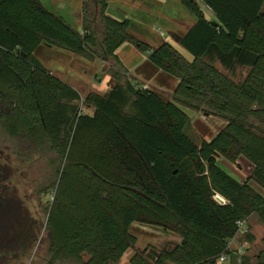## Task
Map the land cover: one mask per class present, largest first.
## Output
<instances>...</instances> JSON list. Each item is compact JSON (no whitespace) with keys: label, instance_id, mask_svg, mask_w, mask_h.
<instances>
[{"label":"trees","instance_id":"1","mask_svg":"<svg viewBox=\"0 0 264 264\" xmlns=\"http://www.w3.org/2000/svg\"><path fill=\"white\" fill-rule=\"evenodd\" d=\"M106 1L84 0L79 33L39 0H0V127L29 139L38 153L53 152L59 176L47 210L46 264H118L136 244L133 224L179 242L135 253L130 264H217L224 253L232 264L227 247L236 224L245 222L241 243L256 240L250 217L263 228L261 248L239 264H264V195L254 187L264 191V0H199L209 20L195 0H179L197 19L179 37L190 63L167 43L151 48L135 40L127 22L105 16ZM124 43L177 80L171 100L128 77L116 56ZM42 45L107 64L114 85L81 96L39 63L34 53ZM238 67L247 72L234 81ZM80 103L93 114L79 111ZM177 105L225 126L196 145ZM239 159L251 168L243 182L217 163Z\"/></svg>","mask_w":264,"mask_h":264},{"label":"rangeland","instance_id":"2","mask_svg":"<svg viewBox=\"0 0 264 264\" xmlns=\"http://www.w3.org/2000/svg\"><path fill=\"white\" fill-rule=\"evenodd\" d=\"M43 7L53 16L62 19L72 29L82 32V23L80 20L82 11V1L84 0H39ZM196 4L201 8L203 15L208 20L211 19L212 13L199 1L195 0ZM264 12V8H263ZM105 16L117 21L128 23V34L135 40L142 42L151 48H157L163 43L169 44L185 61L192 62L193 57L179 43L175 42L171 34L181 37L185 34L188 27L196 22V16L191 13L179 0H107ZM98 37L101 39V30L96 27ZM160 32L162 35H160ZM34 56L39 63L52 74L63 82L74 87L81 96L88 92H95L104 95L114 85V82L107 71L108 65L100 61L90 64L81 58L62 51L57 47L40 46L36 49ZM118 60L123 67L128 71V77L136 79L133 76L142 74L144 78H148L146 69L141 68L142 60L147 59V54L139 52L132 43H124L116 51ZM144 58H143V57ZM110 66V64H109ZM224 74L227 73L220 65H216ZM155 68V67H154ZM247 72V68H236L231 74L234 81L242 80ZM80 81H87L79 82ZM141 83V82H140ZM142 84V83H141ZM147 85V84H146ZM177 85V80L171 77V81L167 82L165 91H160L151 87L150 84L145 86L153 90L165 100H171V95ZM179 109L189 118L190 125L185 130L186 135L196 144L201 141H210L215 135L223 129L225 122L209 115L206 112L195 111L177 105ZM81 112L91 114L90 109L80 103ZM7 144L8 140L3 131L0 130V142ZM15 148L18 143L14 142ZM33 164L39 169L41 164L40 157H33ZM218 165L240 180L247 178L251 172L249 164L244 159H239L234 164H226L224 161H218ZM18 164V163H17ZM19 165V164H18ZM21 179L15 176L11 182H19ZM54 180V184H55ZM53 184V185H54ZM254 186V185H253ZM255 187V186H254ZM257 187H255L256 189ZM46 196L44 205H47ZM221 204V201H216ZM255 219V218H254ZM251 221L250 226L256 240L253 244H247L241 247L242 255L254 257L261 248L260 239L263 236V228L258 223ZM38 250L31 264H46L47 261V244L48 235L46 230V209L38 208ZM128 233L135 237L136 244L133 249L128 250L118 264H130V260L135 253L143 254L150 253L151 249L167 248L171 249L179 242V238L169 232L152 227L149 225L133 224L128 229ZM232 251L239 249L238 244L232 245ZM240 255H235L232 264H239ZM75 264V263H62ZM224 264H227L226 262Z\"/></svg>","mask_w":264,"mask_h":264},{"label":"flooded vegetation","instance_id":"3","mask_svg":"<svg viewBox=\"0 0 264 264\" xmlns=\"http://www.w3.org/2000/svg\"><path fill=\"white\" fill-rule=\"evenodd\" d=\"M90 111L91 114L82 113L91 116L93 110ZM0 130L4 132L1 127ZM4 134L8 142H0V264H31L40 243L38 208L46 209L47 220L59 176L53 152L38 153L29 139L21 141ZM33 157H40L39 169L32 163ZM15 176L22 184L11 182ZM47 235L49 244L48 232Z\"/></svg>","mask_w":264,"mask_h":264},{"label":"crops","instance_id":"4","mask_svg":"<svg viewBox=\"0 0 264 264\" xmlns=\"http://www.w3.org/2000/svg\"><path fill=\"white\" fill-rule=\"evenodd\" d=\"M83 3H84V1H82V4L81 5H83ZM211 19H212V16H211ZM191 27V26H190ZM189 29V27L187 28V30ZM186 30V31H187ZM36 52V51H35ZM143 57V56H142ZM144 58V57H143ZM37 59V58H36ZM38 60V59H37ZM141 68H143V69H146L147 70V72H148V78H144L143 76H141L140 74H136V72L133 74V76H135L136 78H138L139 80H141L140 82L142 83V84H144L145 86H147L148 84H150V86L151 87H154L155 89H158V90H160V91H165L164 89H165V87H166V84H167V82H170L171 81V77L170 76H168L167 74H165V73H163L161 70H159V69H157L156 67L154 68V66L149 62V60H148V58L146 59V58H144L143 60H142V64H141ZM51 72V71H50ZM52 73V72H51ZM79 82H87L86 80L85 81H80V80H78ZM147 84V85H146ZM161 88H164V89H161ZM98 94V93H97ZM160 94V93H159ZM251 169V168H250ZM235 177V176H234ZM236 178V177H235ZM236 179H238V178H236ZM246 179V178H245ZM245 179L244 180H240V179H238V180H240V181H245ZM256 187V186H255ZM256 191H258L259 193H261L262 195H264V191L263 190H261V189H259V188H256ZM251 221H254V222H256L255 221V219H254V217H250L249 218V220H248V224L250 225V222ZM246 245V243H239L238 245H239V249H237V250H235L234 252H233V256H237V255H240V256H242V250H241V247L243 246V245ZM244 245V246H245ZM228 261H229V259H228ZM227 261V262H228ZM228 264H230V263H228Z\"/></svg>","mask_w":264,"mask_h":264},{"label":"built area","instance_id":"5","mask_svg":"<svg viewBox=\"0 0 264 264\" xmlns=\"http://www.w3.org/2000/svg\"><path fill=\"white\" fill-rule=\"evenodd\" d=\"M160 35H162V33L160 32ZM217 197H219V201H221V204L225 203V200L223 198H221L219 195H215ZM214 196V197H215ZM215 200V198H214ZM216 201V200H215ZM238 227V231L236 233V235L234 236V238L231 240V242L229 243L227 249H231L233 244H239L241 243V237L246 234L247 230L245 228V222H238L237 224ZM228 260V256L226 253L222 254L218 260H217V264H224L226 261Z\"/></svg>","mask_w":264,"mask_h":264},{"label":"water","instance_id":"6","mask_svg":"<svg viewBox=\"0 0 264 264\" xmlns=\"http://www.w3.org/2000/svg\"><path fill=\"white\" fill-rule=\"evenodd\" d=\"M212 25H213V26H217V23H216V22H212ZM171 37L173 38V40H174L175 42L180 43V39H179L178 36L171 34ZM80 110H81V109H79V111H80ZM214 198H215L216 201L219 200V197H217V196H215Z\"/></svg>","mask_w":264,"mask_h":264}]
</instances>
